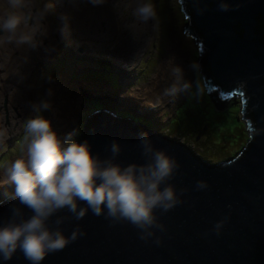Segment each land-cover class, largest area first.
<instances>
[{"label":"water","instance_id":"1","mask_svg":"<svg viewBox=\"0 0 264 264\" xmlns=\"http://www.w3.org/2000/svg\"><path fill=\"white\" fill-rule=\"evenodd\" d=\"M222 0H180L190 22L187 34L201 44L200 73L207 92L220 88L223 101H213L221 109L233 95L242 96V114L249 141L238 156L211 164L184 143L168 139L159 132L121 119L107 110L89 116L80 132L79 143L87 141L93 155L109 157L112 141L122 152V165L144 163L139 141L147 133L157 149L164 150L181 165L170 181L177 193L188 191L185 201L159 215L166 232L157 231L145 242L131 224L113 223L91 210L82 220L69 219L60 227L66 236L79 226L86 235L63 250L45 256L42 264H264V0H223L233 10L221 11ZM127 110L136 119V113ZM204 180L209 187L196 190ZM7 198L0 204V221L11 217ZM26 216L31 215L24 209ZM58 215H69L62 212ZM229 217L220 235L214 225ZM53 217L49 224L55 227ZM0 264H30L17 251Z\"/></svg>","mask_w":264,"mask_h":264},{"label":"rangeland","instance_id":"2","mask_svg":"<svg viewBox=\"0 0 264 264\" xmlns=\"http://www.w3.org/2000/svg\"><path fill=\"white\" fill-rule=\"evenodd\" d=\"M45 2L53 8L39 25L40 48L33 50L15 43L7 47L4 42L0 45V132L4 133L0 143V203L8 198L6 193L14 192L4 168L24 155L25 122L34 115L28 103L42 96L52 105L42 115L61 138L78 129L77 141L94 112L89 106L99 103L104 106L102 110L110 112L134 111L137 121L153 123L155 131L185 143L211 164L234 157L246 146L249 133L243 120L242 98L236 95L230 104L217 109L201 73L190 67L198 62V45L185 32L190 20L180 0H150L156 15L148 23L133 15L137 0H105L100 6H93L89 0ZM41 6L42 0H31L29 10L35 12ZM6 7V0H0V17ZM130 57L133 59L129 61ZM176 59L181 68V59L185 61V79L195 81L203 90L199 97L185 93L170 102L160 95L172 82L169 69L176 66ZM5 86L12 90L11 98ZM189 111L198 116L202 130L188 132Z\"/></svg>","mask_w":264,"mask_h":264},{"label":"clouds","instance_id":"3","mask_svg":"<svg viewBox=\"0 0 264 264\" xmlns=\"http://www.w3.org/2000/svg\"><path fill=\"white\" fill-rule=\"evenodd\" d=\"M30 3L31 0H6L0 33L5 34L7 42L35 50L42 46V40L37 39L39 25L47 20L53 5L42 0V6L32 12ZM89 3L100 6L105 0H89ZM219 9L233 10L223 0ZM133 15L148 23L156 13L150 0H137ZM63 19L67 22L68 17ZM63 31L67 32V24ZM190 67L195 73L200 71L199 64ZM169 75L172 82L160 94L164 99L173 102L181 94L196 97L202 94L195 81L185 79L181 67L171 65ZM51 95L49 90L47 96ZM28 107L34 115L25 122L24 155L4 168L7 182L14 185V192L6 196L17 203L11 206V217L0 221V258L11 260L20 251L30 264H42L46 255L61 251L86 235L77 226L66 236L60 226L69 219L82 220L90 210L113 223L131 224L141 240L148 242L155 237L153 242L162 245L163 240L156 232L167 229L157 213L166 214L183 204L185 201L180 197L188 191L182 188L178 194L170 183L181 168L177 160L157 149L147 133H141L139 141L144 163H118L122 147L116 141L107 148L111 155L101 159L99 154H92L87 141H76L78 129L63 138L58 136L51 121L42 115L52 107L47 98L29 101ZM3 138L4 133L0 132V143ZM208 187L204 180L196 182L197 191ZM25 208L31 215L26 216ZM62 212L69 215H58ZM53 217H56L54 228L49 224ZM228 219L218 221L212 231L220 235Z\"/></svg>","mask_w":264,"mask_h":264},{"label":"bare ground","instance_id":"4","mask_svg":"<svg viewBox=\"0 0 264 264\" xmlns=\"http://www.w3.org/2000/svg\"><path fill=\"white\" fill-rule=\"evenodd\" d=\"M126 6V5H125ZM186 18H187V16H185ZM74 32V31H73ZM185 32L187 33V31H186V29H185ZM0 34H2V36H0V45H1V43L2 42H4V45H6L7 47L9 46V44H10V42H7L6 41V39L4 38L5 37V35L3 34V33H0ZM70 35V34H69ZM72 35V34H71ZM188 36H190L189 34H188ZM76 37V36H75ZM191 37H193V36H191ZM194 39H195V42L197 43V45H198V52L200 53V49H201V44H200V42L197 40V38L196 37H193ZM122 39H123V36H122ZM72 40V39H71ZM57 41H58V43H60V39H57ZM109 46V45H108ZM40 48V47H39ZM27 50V49H26ZM68 50V49H67ZM71 50H73V49H71ZM101 50V49H100ZM13 51V50H12ZM21 51V50H20ZM69 51H70V49H69ZM14 53V52H13ZM13 53H11V55H10V57L11 56H13ZM70 53V52H69ZM65 54V53H64ZM71 54V53H70ZM100 54V53H99ZM198 54V53H197ZM78 55V54H77ZM175 55V54H174ZM68 56V55H67ZM79 57V56H78ZM198 58H200V54L197 56ZM63 58V57H62ZM131 58V57H130ZM197 58V60H199ZM133 58H131V59H129V61L130 60H132ZM184 59H185V57H184ZM184 59H181V64H182V69L184 70ZM173 60V59H172ZM19 61V60H18ZM192 61V60H191ZM47 62V61H46ZM177 62H178V60L176 59V66H177ZM43 63V62H42ZM43 64H45V63H43ZM72 66V65H71ZM14 67V66H13ZM79 70V69H78ZM167 71V70H166ZM79 72V71H78ZM80 73V72H79ZM199 73H200V71H199ZM124 74V73H123ZM123 74H122V76H123ZM131 74V73H130ZM132 75V74H131ZM124 78V77H123ZM126 78V77H125ZM69 83V82H68ZM74 83H72V85H73ZM75 85V84H74ZM79 86V85H78ZM84 87V86H83ZM0 88H2V87H0ZM90 89V88H89ZM87 90V89H86ZM154 90H156L155 88L153 89V91ZM152 91V92H153ZM89 92V91H88ZM5 93H6V95L8 96V97H10L11 98V93H12V90H7V88H6V86H5ZM90 94H92V93H90ZM95 96V95H94ZM150 96H151V98L150 99H153L154 97H155V95L153 94V93H151L150 94ZM209 96L213 99V98H216V100L218 101V102H221V101H223V99L221 98V93H220V88H217V89H214L210 94H209ZM235 94H233L229 99H228V101L223 105V106H225V105H227V104H230L233 100H234V98H235ZM6 97V96H5ZM145 97V96H144ZM241 98H242V96H241ZM145 99H147L146 97H145ZM5 100V99H4ZM27 100V99H26ZM118 100V99H117ZM90 102V101H89ZM120 102V101H119ZM93 104V103H92ZM5 105V104H4ZM19 106V105H18ZM104 107V106H103ZM13 108V107H12ZM95 110V109H94ZM100 111H102V110H98L97 112H100ZM108 111V110H107ZM8 112V111H7ZM15 112V111H14ZM96 112V113H97ZM109 113H111L110 111H108ZM53 113H56V110H55V108L53 109ZM112 114V113H111ZM60 115V114H59ZM92 115H94L93 113L90 115V116H92ZM114 116H116L115 114H113ZM22 116V115H21ZM238 116H240V115H238ZM116 117H118V116H116ZM125 117H127V116H125ZM242 117V116H241ZM129 118V117H128ZM134 118V117H133ZM88 119V118H87ZM121 119H125L124 117L123 118H121ZM135 119V118H134ZM135 123H136V121H135ZM7 124V123H6ZM59 124H60V120H59ZM85 124V123H84ZM147 124V123H146ZM242 125H244V124H242ZM83 127V126H82ZM154 130V129H153ZM54 131L57 133V129L55 128L54 129ZM16 133V132H15ZM14 134V133H13ZM80 138V137H79ZM249 141V140H248ZM183 143V142H182ZM185 144V143H184ZM195 147V146H194ZM189 148V147H188ZM244 148V147H243ZM192 150V149H191ZM193 151V150H192ZM242 151V150H241ZM240 151V152H241ZM239 152V153H240ZM194 153H196L195 151H194ZM239 153H236L235 155H233L234 157H236V156H238L239 155ZM197 154V153H196ZM198 155V154H197ZM234 157H232V158H228L227 160H231V159H233ZM226 159V158H225ZM222 162V161H221ZM220 163V162H219ZM11 188H13L14 189V185H12L11 186ZM4 202V201H3ZM2 203V202H1ZM0 203V204H1Z\"/></svg>","mask_w":264,"mask_h":264},{"label":"trees","instance_id":"5","mask_svg":"<svg viewBox=\"0 0 264 264\" xmlns=\"http://www.w3.org/2000/svg\"><path fill=\"white\" fill-rule=\"evenodd\" d=\"M103 108H104L103 105H101L99 103H93V104H91L89 106V110L91 112L94 111L93 114H95L98 110H102ZM111 113L112 114H115L116 116H118V118H123V117L126 118L125 117L126 114H123L122 112L116 111V112H111ZM189 113H190V116L188 117V120H189V129H188V132L189 131L190 132H194V131L196 132V131H199V129L202 130V124H200V120H199L198 116L195 113H193V112H190L189 111ZM130 117L133 119V121H136V123L138 125H141V126L143 125V126H146L148 128H151V126H152L151 124H153V123L146 124V121L145 120H142V121L139 120V121H137V119H134L133 118L134 116H130ZM151 129H153V128H151Z\"/></svg>","mask_w":264,"mask_h":264}]
</instances>
